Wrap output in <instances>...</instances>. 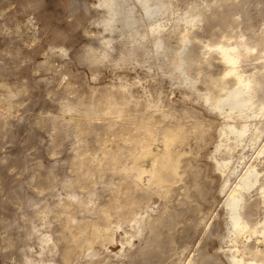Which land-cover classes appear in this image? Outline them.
<instances>
[{
    "label": "rangeland",
    "instance_id": "1",
    "mask_svg": "<svg viewBox=\"0 0 264 264\" xmlns=\"http://www.w3.org/2000/svg\"><path fill=\"white\" fill-rule=\"evenodd\" d=\"M170 1L167 29L188 7L205 8L206 19L189 41L197 60L191 69L195 82L172 77L162 57L140 51L145 42L133 40L122 19L101 24L98 0H0V264H235V257L242 258L239 264H264L244 260L252 257L249 248L264 251V239H235L229 229L225 201L236 177L225 184L217 165L228 157L225 145L217 146L230 143L222 135L229 119L204 99L212 79L232 82L209 43L239 33L264 40V0ZM180 31L168 39L173 48ZM109 33L114 50L103 57L99 39ZM256 57L246 69L264 64ZM123 94L130 96L126 104ZM119 107L125 111L116 117ZM168 127L181 135L172 150L186 172L166 193L142 180L134 211L157 227L131 236L133 222L115 210L128 182L124 167L144 147L163 152ZM261 141L232 152L228 160L239 166L237 174L250 162L263 169L264 149L256 154ZM151 162L150 156L142 160L148 170ZM69 192L87 204L63 207ZM248 202L254 224L264 217L258 189ZM103 208L112 212L105 220ZM97 222L99 230L111 226L113 239L90 237ZM37 230L52 235L56 253L42 250ZM65 248L73 252L68 261Z\"/></svg>",
    "mask_w": 264,
    "mask_h": 264
},
{
    "label": "bare ground",
    "instance_id": "2",
    "mask_svg": "<svg viewBox=\"0 0 264 264\" xmlns=\"http://www.w3.org/2000/svg\"><path fill=\"white\" fill-rule=\"evenodd\" d=\"M132 2L128 0H98V5L103 9L104 13L99 22L106 27H110L116 21L122 19L123 25L131 38L133 40L145 42L139 47L140 51H148L153 55L162 57L164 61L163 64L172 77L177 76L182 82H195L196 80L192 77L191 69L197 60L191 48H189V41L192 39V31L201 21L206 19L205 8L200 6L188 7L175 19L173 27L167 29L166 22L172 19L171 16L173 14L170 0H132ZM135 8H137L138 11H136ZM141 27L144 28L142 31H140ZM179 28H181L179 32L181 35L179 38V45L173 48L168 44V39L170 35L176 33ZM99 41L100 54L103 57L109 56L114 50V38L112 34L103 35ZM263 42L264 40L262 38L252 41L250 37L239 33L224 36L223 39L216 43H209V45L214 47L213 50L216 51L219 59L227 67L224 76L232 77V82H218L217 79H212L204 99L213 110L224 113L229 119L227 127L222 130V135L225 136L226 140H230V143H220L217 146L218 149L225 145L227 153H224L228 154V157L224 158L223 161H217V165L221 172L226 175L225 184L227 182L229 183L228 180L236 177L227 192V199L225 201L228 226L230 231L234 233L235 239L247 234H257L264 239V217L252 224L247 216V209L250 206L248 196L254 189L259 190L261 203L264 208V167L263 169H258L257 164L250 162L237 174L239 166L231 165L228 160L235 149L240 146H243L242 148L248 145L255 146L261 141L264 135V64L255 65L250 69H246L253 55L257 54L256 58L264 59L262 53L264 49L262 47ZM137 49L138 48H128V52L134 54L138 51ZM205 61L208 64L210 63L209 59ZM122 97L124 99V104L130 101V96L123 94ZM124 111L123 107L117 108L115 110L116 117L120 116ZM148 132L149 136L156 137L157 135L156 130L146 127L145 133L147 134ZM141 137L143 138V136ZM163 138L165 143V148L164 150L162 149L163 152L154 153L149 147L143 146L144 148L141 151L133 152V155H131L133 158L131 164L129 163V166L124 167L125 178L128 179V182L121 188L122 200L120 204L116 206L115 210L119 212L120 218H129L130 222H133V230L130 231L131 236H136L145 228L154 230L157 227L155 221L152 220L150 216H137L134 211V206L138 202V194L135 195V193L138 191L141 194L142 180L146 177L148 182L161 187L163 192L166 193L171 191V185L174 182L183 179V174L186 172V169L182 165L183 160L181 156L174 153L172 150L175 144L181 142V135L178 130L169 127L166 128L163 132ZM263 149L264 140L261 141L260 147L257 150V157L263 154ZM148 156L152 157L151 163L153 168L151 170L146 169L142 163V160ZM116 158V155L110 156V160ZM228 187L229 185H227L226 190ZM146 190L149 191V189ZM138 196L140 197V195ZM87 202V200L79 198L74 192H69L67 201L64 203L63 207H68L73 204L84 206ZM99 210L103 212L104 208ZM69 212L70 211L67 213ZM111 213L112 212L107 209L102 213L104 214L103 217H100L104 219L108 216L107 218H109V215L111 217ZM158 222L162 223L161 220ZM99 226L102 228L103 225H98V222L93 223V232L90 237L110 240L114 236V230L111 226H105V230H99ZM39 232L40 230H37L36 235L42 245V250L48 249L49 252L56 253V244L49 243L51 239H54L52 235L48 233L39 235ZM125 232L129 233L127 230ZM73 234H75V232ZM87 234H89V232ZM90 237L86 240L89 241ZM126 240L129 241L130 238ZM123 243L125 244L124 240ZM247 249V246L243 247V255L246 253ZM241 250L242 249H240V251ZM249 252L252 253V257H250V259L247 257L250 261L245 257L244 260H247V263L251 262V259L256 260L255 262H263L264 251H252V249L250 251L249 248ZM72 253L70 248H65L62 253L63 259L68 261ZM233 261L236 262L235 264H239L242 258L236 259L235 257ZM50 264L57 263L53 260L50 261Z\"/></svg>",
    "mask_w": 264,
    "mask_h": 264
}]
</instances>
